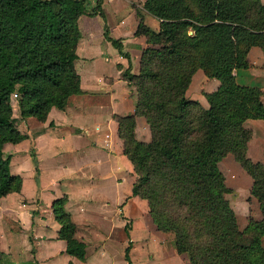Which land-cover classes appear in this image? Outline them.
Returning <instances> with one entry per match:
<instances>
[{
  "label": "trees",
  "instance_id": "obj_1",
  "mask_svg": "<svg viewBox=\"0 0 264 264\" xmlns=\"http://www.w3.org/2000/svg\"><path fill=\"white\" fill-rule=\"evenodd\" d=\"M102 2L0 0V197L21 188V176L11 172L10 154L3 150L6 142L25 136L13 121L11 95L18 93L20 116L44 119L52 106L63 108L71 94L81 91L75 68L78 17L99 14L105 38L128 58L122 78L136 88L134 112L116 116L123 151L136 174L132 194L146 199L153 222L173 233L175 247L189 264H264V164L247 155L252 132L244 126L248 118L264 119L262 90L237 82L234 73L249 66L251 46L264 51V3L144 0L159 25L153 29L139 15L135 34H144L147 46L134 73L122 42L109 35ZM199 68L219 80L214 90L204 92L206 107L186 96ZM136 115L145 118L150 140L136 138ZM228 153L251 176L261 212L243 229L219 168ZM64 203L62 196L51 204L58 237L66 241L67 253L84 259L86 244L76 236ZM3 218L12 230L20 229L9 216ZM128 227L127 222V232ZM130 244L124 250L127 264H132Z\"/></svg>",
  "mask_w": 264,
  "mask_h": 264
},
{
  "label": "crops",
  "instance_id": "obj_2",
  "mask_svg": "<svg viewBox=\"0 0 264 264\" xmlns=\"http://www.w3.org/2000/svg\"><path fill=\"white\" fill-rule=\"evenodd\" d=\"M143 3L144 0L102 2L109 35L122 42L134 73L139 69L142 49L147 46L145 35L135 34L139 12L153 29L159 25V20L144 9ZM103 22L99 14L82 13L78 17L80 37L75 68L80 75L81 91L71 94L63 108L52 106L44 119L20 116L15 125L24 138L3 146L4 152L9 148L6 154H10V159L20 156L17 170L11 172L21 176V188L0 197V251L11 252L21 263L37 260L40 264H113L109 244L113 233L123 232L120 241L126 247L133 239L137 217L147 224L146 229L142 228L143 237L149 238L150 233L161 236L146 199L131 192L136 174L123 151L116 116L133 113L137 95L121 75L129 64L128 58L105 38ZM247 59V68L235 69L236 80L259 87L264 104L263 49L251 46ZM195 74L210 88L200 87L197 80L192 93L193 75L187 95L205 106L202 91L214 90L219 80L207 77L200 68ZM135 122L136 138L150 140L145 118L136 115ZM244 126L252 132L247 155L264 164V119L248 118ZM33 155L37 166L31 168ZM62 196L65 209L76 223L75 234L86 244L84 259L67 253L66 241L58 237L60 225L51 204ZM3 215L15 220L20 229L12 230ZM130 220L132 226L127 232L124 226ZM159 246L162 247L161 242ZM122 256L127 264L124 252Z\"/></svg>",
  "mask_w": 264,
  "mask_h": 264
},
{
  "label": "rangeland",
  "instance_id": "obj_3",
  "mask_svg": "<svg viewBox=\"0 0 264 264\" xmlns=\"http://www.w3.org/2000/svg\"><path fill=\"white\" fill-rule=\"evenodd\" d=\"M139 15L142 17L143 22L147 24L144 21L143 14L139 12ZM196 71L197 69L191 76L192 80V77L194 75V79L192 81V93L196 89L195 83L197 80L201 85L200 87L204 86V82L197 74H195ZM204 87L210 88V85ZM132 89L136 90L134 85H131V90ZM187 89L186 96L191 98L189 95H187ZM189 92H191V90ZM202 92L204 93L205 91ZM197 93L199 94V90L197 91ZM17 99L18 95H11L13 106V121L15 123L20 117ZM201 99L206 107L208 105L206 98L201 97ZM141 133L143 134V131H141ZM8 149L9 148H6L5 154L8 153ZM19 158L20 156L17 154L16 156L12 157V159H10V168L12 172H15L17 170L16 161ZM30 166L31 168L37 166L33 158H31ZM219 168L224 174L225 184L230 188V191L226 193V197L234 210L239 227L243 229L250 219L261 218V212L259 210L258 202L251 193L252 178L240 166V164L237 162V160H235L234 156L231 153L226 154L219 161ZM130 221L131 222H128L129 226H132V220ZM146 225V222L142 220V218L137 217L134 224L135 231L132 234V244H130V256L132 259V264H189L185 253L179 252L175 247L173 233L171 231H163L157 228V230L161 231V236H158L155 233H150L149 238L147 237V235H145L146 237H143L144 232L142 231V228H145ZM122 233L120 232V230H115V233H113L112 242L109 241V244L111 246L110 250L114 255L113 258L115 263L113 264H125L124 258L122 256V252H124L125 246L122 245L123 243L122 241H120V238L123 237ZM159 242H161L162 247L159 246ZM124 244L126 245L127 242ZM0 260L1 264H25L24 262L21 263L19 261H16L11 252L5 251H0Z\"/></svg>",
  "mask_w": 264,
  "mask_h": 264
},
{
  "label": "built area",
  "instance_id": "obj_4",
  "mask_svg": "<svg viewBox=\"0 0 264 264\" xmlns=\"http://www.w3.org/2000/svg\"><path fill=\"white\" fill-rule=\"evenodd\" d=\"M13 94L18 95V93L14 92Z\"/></svg>",
  "mask_w": 264,
  "mask_h": 264
}]
</instances>
